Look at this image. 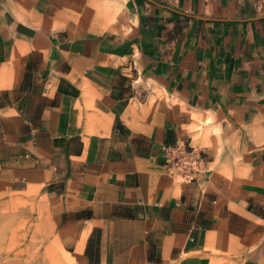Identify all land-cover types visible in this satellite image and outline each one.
Listing matches in <instances>:
<instances>
[{
  "label": "crops",
  "instance_id": "1",
  "mask_svg": "<svg viewBox=\"0 0 264 264\" xmlns=\"http://www.w3.org/2000/svg\"><path fill=\"white\" fill-rule=\"evenodd\" d=\"M0 155L77 264H264V0H0Z\"/></svg>",
  "mask_w": 264,
  "mask_h": 264
},
{
  "label": "rangeland",
  "instance_id": "2",
  "mask_svg": "<svg viewBox=\"0 0 264 264\" xmlns=\"http://www.w3.org/2000/svg\"><path fill=\"white\" fill-rule=\"evenodd\" d=\"M193 129L198 136L211 131ZM0 264H77L51 215L44 183L23 176L1 155Z\"/></svg>",
  "mask_w": 264,
  "mask_h": 264
},
{
  "label": "built area",
  "instance_id": "3",
  "mask_svg": "<svg viewBox=\"0 0 264 264\" xmlns=\"http://www.w3.org/2000/svg\"><path fill=\"white\" fill-rule=\"evenodd\" d=\"M165 164L170 174H176L181 179H196L198 175L203 174L204 161L200 154L192 148H184L174 145L164 148Z\"/></svg>",
  "mask_w": 264,
  "mask_h": 264
}]
</instances>
